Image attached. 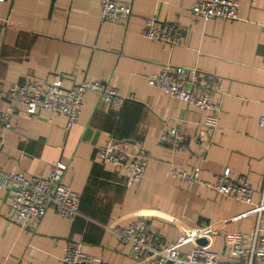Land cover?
Instances as JSON below:
<instances>
[{
	"label": "crops",
	"instance_id": "crops-1",
	"mask_svg": "<svg viewBox=\"0 0 264 264\" xmlns=\"http://www.w3.org/2000/svg\"><path fill=\"white\" fill-rule=\"evenodd\" d=\"M133 5L125 22L105 21L101 0L0 1V108L10 109L14 126L0 129L4 144L0 171L48 176L56 162L67 164L64 183L80 195L74 219L53 208L27 225L10 220L11 188L0 185V264H61L71 240L83 241L88 253L111 264H137L128 245L107 228L127 225L139 214L167 243L181 233L178 246L188 255L206 245L230 259L231 243L248 245L256 224L252 204L223 196L208 187L189 186L170 175L172 166H202L201 177L214 181L230 168L254 188L253 202L264 187V0H241L239 19L204 20L193 15L197 0H120ZM176 22L186 41L169 45L144 37L145 21ZM196 68L221 85L220 124L201 161L197 137L205 136L206 110L174 98L149 83L166 65ZM54 81L70 88L84 81L108 80L128 100L107 104L88 91L78 121L65 127V117L52 111L29 115L24 105L6 98L10 84L23 77ZM163 127L187 137V148L173 153L160 143ZM143 141L150 153L139 185L129 174L105 163L99 149L108 140ZM210 225L204 235L201 227ZM203 236V237H202Z\"/></svg>",
	"mask_w": 264,
	"mask_h": 264
},
{
	"label": "built area",
	"instance_id": "built-area-1",
	"mask_svg": "<svg viewBox=\"0 0 264 264\" xmlns=\"http://www.w3.org/2000/svg\"><path fill=\"white\" fill-rule=\"evenodd\" d=\"M4 1V0H0ZM241 0H197L190 11L204 20H232L239 17ZM133 12L130 2L120 0H101V16L105 21L125 22ZM264 29V23L262 24ZM144 37L169 45H182L186 41L185 27L176 22L159 21L149 17L141 32ZM152 86L160 87L164 93L184 100L206 110L204 118L205 136L197 137L196 144L202 147L199 153L201 161L213 142L219 128L222 105L215 95L221 92L220 82L211 75L202 74L196 68L166 65L149 77ZM96 91L107 104L122 107L128 97L122 94L108 80L84 81L67 88L60 77L49 81L41 77H23L10 84L6 98L13 103L25 106L29 115L40 111H52L65 117V127L70 129L82 114L86 94ZM264 126V114L259 119ZM13 114L10 109L0 108V129L13 128ZM136 150L128 151L129 142L115 138L100 147L98 153L105 163L120 166L129 174L128 185H139L144 177L150 153L143 141H133ZM160 143L173 153L187 148V137L175 128L163 127ZM4 137L0 133V152ZM67 164L56 162L48 176H38L25 171H0V185L11 188L10 220L27 225L40 220L53 208L64 218L74 219L80 213V195L66 183L64 174ZM202 166L196 164L190 168L180 164L172 166L170 175L183 184L208 187L217 193L231 197L236 201L252 204L250 212L256 215V224L251 233V242L246 245L240 241L231 243L230 259H222L219 253L206 245H196L188 255H180L178 246L190 237L184 232L174 243H167L150 225L148 218L139 214L127 225L114 223L107 228L120 243L130 246L131 254L137 264H264V187L260 200L253 202L254 188L245 176L234 177L230 168H226L216 180L208 181L201 177ZM210 225L199 231L208 235ZM203 237V236H202ZM61 264H111L102 257L88 253L83 241L71 240L65 247Z\"/></svg>",
	"mask_w": 264,
	"mask_h": 264
}]
</instances>
